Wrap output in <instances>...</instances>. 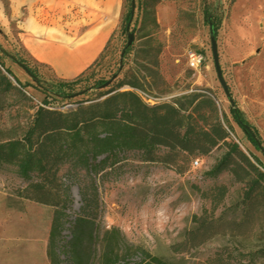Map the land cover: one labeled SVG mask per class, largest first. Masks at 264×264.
I'll use <instances>...</instances> for the list:
<instances>
[{"label":"rangeland","instance_id":"obj_1","mask_svg":"<svg viewBox=\"0 0 264 264\" xmlns=\"http://www.w3.org/2000/svg\"><path fill=\"white\" fill-rule=\"evenodd\" d=\"M147 7L148 18L145 0H134V4L124 0L121 29L89 71L88 83L81 87L101 80L109 81L107 86L111 87L140 70L146 77L144 91L154 102H172L196 89L210 90L228 116L233 139L264 164V0H148ZM129 13L132 18L127 23ZM213 26L218 27L217 35L211 33ZM130 34H134L132 46H128ZM212 37L231 99L218 79ZM188 51L204 55L206 60L199 70L188 68ZM0 61L25 88L8 76L12 85L32 100L26 101L15 90L0 94V140L20 135L34 114L33 107L45 100L65 110L75 108V102L87 97H60L56 86L66 80L31 60L14 27L11 33L0 27ZM130 89L124 86L111 96H123ZM235 115L258 131L261 151L246 139L234 121ZM176 125L178 121L171 119L152 128L159 137L155 152L123 154L116 170L97 183L98 228L92 264H101L105 238L113 229L167 264H237L238 254L261 247L263 234L257 215L246 220L238 206L243 186L233 183L228 174L216 179L205 175L224 148L208 155L194 150L185 160L165 146L171 143L165 138V127L173 131ZM137 130L147 134L151 128L138 125ZM60 175L70 187L67 213L73 222L83 205L80 189H87L90 179L84 171L69 177L67 167ZM24 186L15 168L0 171V264H51L48 246L55 209L17 197L16 190ZM70 226L67 224L63 232L65 241L71 235ZM61 258L65 260V255Z\"/></svg>","mask_w":264,"mask_h":264},{"label":"trees","instance_id":"obj_2","mask_svg":"<svg viewBox=\"0 0 264 264\" xmlns=\"http://www.w3.org/2000/svg\"><path fill=\"white\" fill-rule=\"evenodd\" d=\"M147 6L148 0H145L146 18L150 12ZM131 18L129 13L125 18L127 23ZM211 32L217 35L218 27L213 26ZM24 67L32 73L28 65L24 64ZM93 67L74 80L60 81L56 86L60 97L87 96L75 102V108L61 110L45 100L33 107L34 114L20 135L0 140V171L15 168L25 184L16 190V196L55 209L48 246L51 264H92L98 228L97 183L104 182L105 176L116 170L123 154L152 155L159 140L152 128L171 119L177 120L178 125L173 131L165 127V138L171 141L165 146L182 154L183 159L192 156L194 150L208 155L215 149L224 148V153L205 175L216 179L228 174L233 183L243 186L238 206H241L246 220L257 215L263 237L257 251L238 254L240 257L235 261L237 264H264V164L258 156L245 152L233 139L234 129L228 116L219 108L214 94L207 89H196L172 102H146L139 95V92L147 95L144 91L146 77L140 70L132 71L111 87L107 86L109 81L106 80L81 87L83 82L87 84L90 80L89 71ZM8 76L15 78L0 61V94L15 90L31 102L24 91L12 85ZM15 80L21 89L25 88ZM101 86L108 89L95 90ZM124 86L130 87L131 91L123 96H111ZM77 87L81 89L76 91ZM234 121L253 147L261 151L257 144L258 131L239 115H235ZM138 125L151 130L147 134L139 133ZM64 167H67L69 177L84 171L90 179V186L80 189L83 205L73 222L67 213L70 187L60 175ZM67 224H71V235L65 241L63 232ZM62 254L65 260L61 258ZM151 258L149 253L129 243L119 230L107 233L101 264H167L157 258L150 262Z\"/></svg>","mask_w":264,"mask_h":264},{"label":"crops","instance_id":"obj_3","mask_svg":"<svg viewBox=\"0 0 264 264\" xmlns=\"http://www.w3.org/2000/svg\"><path fill=\"white\" fill-rule=\"evenodd\" d=\"M124 0H0V27L31 60L72 81L101 58L121 29Z\"/></svg>","mask_w":264,"mask_h":264},{"label":"water","instance_id":"obj_4","mask_svg":"<svg viewBox=\"0 0 264 264\" xmlns=\"http://www.w3.org/2000/svg\"><path fill=\"white\" fill-rule=\"evenodd\" d=\"M133 4H134V0H133ZM133 42H134V34H130L129 35L128 46H132ZM211 45H212V54H213V58H214V64H215V67H216V71H217L219 82L221 83V85H222V87L224 89V92L227 95V97H229L231 99V94L229 92V88H228V86H227V84H226V82H225V80L223 78V74H222V71H221V67H220V63H219L217 42H216L214 37H212V39H211Z\"/></svg>","mask_w":264,"mask_h":264},{"label":"built area","instance_id":"obj_5","mask_svg":"<svg viewBox=\"0 0 264 264\" xmlns=\"http://www.w3.org/2000/svg\"><path fill=\"white\" fill-rule=\"evenodd\" d=\"M186 57L188 68L194 71L199 70L204 65L206 60L204 55L196 51H188ZM139 95L143 98L144 101L154 103V100L150 99L148 95L140 92ZM195 165H198V162H195Z\"/></svg>","mask_w":264,"mask_h":264}]
</instances>
